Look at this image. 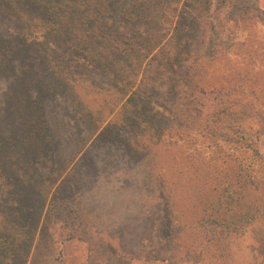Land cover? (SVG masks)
<instances>
[{"label": "rangeland", "instance_id": "rangeland-1", "mask_svg": "<svg viewBox=\"0 0 264 264\" xmlns=\"http://www.w3.org/2000/svg\"><path fill=\"white\" fill-rule=\"evenodd\" d=\"M137 1L98 0L100 17L88 21L78 0H0L8 264H168L130 259L166 249L178 250L170 264H264V223L232 243L228 261L188 248L192 190L173 161L175 128L202 103L191 98L203 91L201 124L218 99L243 97L217 87L264 85V0H211L200 14L171 2L166 31ZM173 28L181 47L165 67L156 41ZM134 92L149 119L120 123ZM81 228L85 242L67 240Z\"/></svg>", "mask_w": 264, "mask_h": 264}, {"label": "trees", "instance_id": "trees-1", "mask_svg": "<svg viewBox=\"0 0 264 264\" xmlns=\"http://www.w3.org/2000/svg\"><path fill=\"white\" fill-rule=\"evenodd\" d=\"M78 1L79 14L83 19L98 20V0ZM171 2H183L198 14L209 11L211 6V0H138L135 9L142 6L143 15L153 19L161 30L166 31L174 23V12L164 6ZM215 22L213 17L209 18V24L214 26ZM173 32L166 41L161 42L160 38L156 41L165 67L172 60H177L181 47L175 28ZM248 84L250 83L246 81L244 84L228 81L226 86L214 89L217 93H240L243 97L235 95L218 99L212 112L201 124L198 120L204 109V94L203 91L196 94L191 99H201L202 103L197 104L198 109L195 108L197 110L193 112L191 109L185 111L182 122L174 133L176 148L173 161L177 172L188 181L192 190L190 203L193 216L188 228L196 236L191 243L186 244L191 249L198 247L212 252V256L218 261H228L233 255L232 243L242 237L248 228L264 223V96L260 94L264 85ZM214 90L211 92H215ZM245 90L248 95H244ZM131 98L134 100L125 104L120 123L126 118L147 122L148 113L138 95L134 92ZM160 134L158 130L157 135ZM172 137L169 136V140ZM158 140L156 139L155 145ZM145 150L146 148L143 149ZM7 190L8 187H5L0 177V201ZM51 208L56 216H63L58 213L56 206ZM70 230L67 240L83 241L87 236L86 228ZM85 241L84 239L83 242ZM10 248L4 239H0V264H8ZM176 252L178 250L166 249L163 256L150 251L147 255H136L130 259L143 258L170 264L174 261L173 254Z\"/></svg>", "mask_w": 264, "mask_h": 264}]
</instances>
